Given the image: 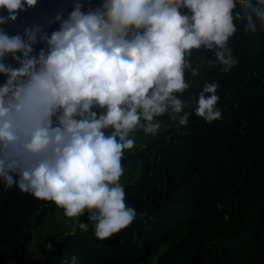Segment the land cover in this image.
<instances>
[{
  "label": "clouds",
  "instance_id": "1",
  "mask_svg": "<svg viewBox=\"0 0 264 264\" xmlns=\"http://www.w3.org/2000/svg\"><path fill=\"white\" fill-rule=\"evenodd\" d=\"M36 3L0 0V25ZM57 20L35 53L39 26L11 35L0 27V184L77 218L73 234L91 222L104 241L138 215L120 179L136 130L155 134L165 113L180 125L192 113L221 117L216 80L195 98L178 95L190 87L186 70L198 72L191 50H209L204 63L228 72L238 62L234 21L264 30V0H75ZM85 213L88 222L78 219ZM62 264L81 262L73 254Z\"/></svg>",
  "mask_w": 264,
  "mask_h": 264
},
{
  "label": "trees",
  "instance_id": "2",
  "mask_svg": "<svg viewBox=\"0 0 264 264\" xmlns=\"http://www.w3.org/2000/svg\"><path fill=\"white\" fill-rule=\"evenodd\" d=\"M74 3L37 0L0 27L11 35L39 26L35 53L44 46L40 34L57 29V16ZM233 11L243 15L245 8ZM234 23L228 44L238 62L219 72L204 63L209 50H191L198 72L186 70L190 87L178 93L195 98L206 80H216L221 117L207 122L192 113L180 125L165 113L155 134L136 130L134 152L121 158L141 161L138 176L124 184L137 218L97 241L85 213L78 219L88 231L51 236L48 253L30 258L19 250L56 205L0 184V264H62L73 254L81 264H264V30L246 32L243 20Z\"/></svg>",
  "mask_w": 264,
  "mask_h": 264
},
{
  "label": "rangeland",
  "instance_id": "3",
  "mask_svg": "<svg viewBox=\"0 0 264 264\" xmlns=\"http://www.w3.org/2000/svg\"><path fill=\"white\" fill-rule=\"evenodd\" d=\"M138 144V143H136ZM132 154L134 150H125L126 153ZM124 173L121 176L123 184L132 182L139 174L141 161L136 159L126 160L122 163ZM75 217H67L63 214V210L55 206L45 217L43 222L31 232V240L27 247L19 250V255L30 258H38L45 256L49 249V239L51 236H63L71 231ZM4 264H13V260H8ZM151 264H154L151 263Z\"/></svg>",
  "mask_w": 264,
  "mask_h": 264
}]
</instances>
